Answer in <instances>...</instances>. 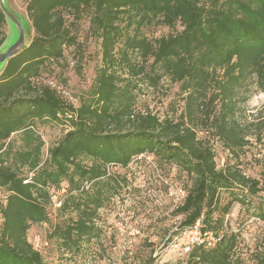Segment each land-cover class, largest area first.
Masks as SVG:
<instances>
[{"label":"trees","instance_id":"16d2710c","mask_svg":"<svg viewBox=\"0 0 264 264\" xmlns=\"http://www.w3.org/2000/svg\"><path fill=\"white\" fill-rule=\"evenodd\" d=\"M26 11L34 35L0 73V188L8 191L0 205V264H50L28 232L51 222V190L64 182L56 209L61 221L49 238L64 256L100 240L99 211L128 186L126 175L110 169H126L148 153L193 180L168 242L197 222L217 242L195 246L176 263H157L151 251L144 264H264V249L247 259L240 233L225 226L234 202L264 224V179L235 166L218 169L213 147L197 134L217 137L236 157L257 136L261 125L240 117L254 95L264 94V0H27ZM85 16L100 41L102 66L74 105L45 75L64 67L67 49L79 57ZM6 25L0 6V47ZM157 25L176 32L151 40L144 30ZM164 78L180 85V114L137 111L141 86L157 89ZM40 120L70 125L44 162L34 130ZM15 134L23 136L24 149L10 145ZM25 167L34 171L31 178L22 174ZM222 192L232 201L220 209Z\"/></svg>","mask_w":264,"mask_h":264},{"label":"rangeland","instance_id":"374dc122","mask_svg":"<svg viewBox=\"0 0 264 264\" xmlns=\"http://www.w3.org/2000/svg\"><path fill=\"white\" fill-rule=\"evenodd\" d=\"M5 6L20 26L7 18L5 28L7 36L0 47V53L3 55L20 40L22 30L25 44H28L34 35L27 16V0H5ZM89 28L90 17L85 16L80 22L79 57H74V48L67 49L64 67H55L54 73L45 75L52 84L68 92L74 99L80 98L89 90L102 66L100 41L91 36ZM178 30L181 28L178 27ZM174 32L176 31L158 25L144 30L145 35L151 40L166 37ZM4 66V63H0V73ZM179 94L180 85L172 83L167 78L162 80L157 89L143 85L137 94L136 109L141 112L151 111L160 118L165 116L176 118L184 105ZM63 97L65 98V95ZM240 120L258 123L257 125L261 126L260 129L254 128L257 136L250 138V144L238 157L232 156L217 137L197 130L198 137L210 142L216 155L218 169H223L226 165L235 166L248 177L264 179L263 93L254 95L247 102ZM69 129L70 125L66 122L63 124L49 120L35 121L34 130L43 141L42 162L46 161L49 150L58 144ZM206 136L208 138H205ZM10 145L14 150H20L26 147V141L22 135L15 134L11 137ZM82 160L89 163L86 158ZM110 171L126 175L128 186L123 188L118 198L113 199L106 208L99 211L97 225L101 230L100 240L85 246L77 255L64 256L59 251L57 243L49 238L52 224L61 221L56 209L68 186L64 182L61 189L51 190L53 201L49 207L51 222L32 225L28 232L29 242L50 264H144L151 251L154 257H157V263H176L184 260L188 253L174 247L168 239L178 230L182 220L181 216L175 215V211L184 201L182 193L186 192L187 195V190L193 184L192 178L177 165L163 163L149 153L133 160L126 169L113 167ZM21 172L29 178L34 175V171L28 167L22 168ZM7 196L8 191L0 188V205L5 203ZM220 198V209L232 201L231 196L225 192L221 193ZM251 213L252 210L248 211L240 203L234 202L230 212L225 216L226 228L240 233L241 253L247 259H250L256 250L264 249V224L252 217ZM219 214L216 213L215 216H220Z\"/></svg>","mask_w":264,"mask_h":264},{"label":"built area","instance_id":"2783aa9c","mask_svg":"<svg viewBox=\"0 0 264 264\" xmlns=\"http://www.w3.org/2000/svg\"><path fill=\"white\" fill-rule=\"evenodd\" d=\"M52 84V83H51ZM54 87L56 85L52 84ZM57 89L61 92V94L65 95L66 100L70 101L72 104L77 105L78 100L69 95L68 92L64 91L57 87ZM183 198L186 197V192H183ZM183 203V202H182ZM181 203V204H182ZM217 242L216 237L209 231H206L203 228L201 222H197V224L182 233L176 235L172 241V245L179 250H182L184 253H189L195 246L206 244L208 246H213Z\"/></svg>","mask_w":264,"mask_h":264},{"label":"water","instance_id":"95a60500","mask_svg":"<svg viewBox=\"0 0 264 264\" xmlns=\"http://www.w3.org/2000/svg\"><path fill=\"white\" fill-rule=\"evenodd\" d=\"M0 6L2 8V10L4 11V14L6 15V17L8 19H10L11 21H13L14 23L19 24V22L17 21V19H15L11 13L9 12V10L6 8L5 6V0H0ZM26 46L25 44V40H24V31L22 30V34H21V38L20 40L14 45L12 46L8 52L6 54H2L0 53V63H4V65L6 64V62L12 58L16 53H18L20 50H22V48Z\"/></svg>","mask_w":264,"mask_h":264}]
</instances>
